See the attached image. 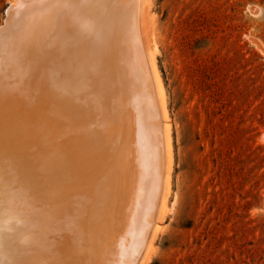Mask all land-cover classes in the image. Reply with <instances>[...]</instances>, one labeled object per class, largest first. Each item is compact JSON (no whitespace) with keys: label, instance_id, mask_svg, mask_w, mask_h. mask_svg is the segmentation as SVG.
<instances>
[{"label":"rangeland","instance_id":"1","mask_svg":"<svg viewBox=\"0 0 264 264\" xmlns=\"http://www.w3.org/2000/svg\"><path fill=\"white\" fill-rule=\"evenodd\" d=\"M80 1L51 0L43 8L34 9L35 2L34 7L26 8L24 11L30 7L29 11L34 10L0 34L4 35L0 37V65L4 64V69L11 67L14 58L26 62L23 65L29 67V73L24 79H29L23 83L26 93L32 95L28 84L32 70H50L56 65L58 69L54 70L58 71L57 64L62 67L61 58H65L62 61L72 65L86 60L89 70L101 71L107 60L97 45L101 46L103 37L113 31L121 38L123 51V35L128 34L140 57L134 68L147 75L146 90L156 110L151 108V124L159 122L153 127L158 144L163 143L162 124L169 129V176L160 216L158 211L153 216L158 229L147 264H264V0ZM14 2L0 0V26L5 21L6 8ZM37 47L43 49L41 53ZM148 54L153 57L161 84L166 119L154 77L151 79ZM57 57L59 62L55 61ZM44 60L48 64L44 65ZM15 128H2L0 145L21 172L22 181L32 178L29 184L34 194L42 195L52 174L37 171L40 168L35 165L40 164L27 161L36 154L35 148L26 138H16L20 130ZM26 161L29 165L24 168ZM57 225L59 222L54 225L56 231L61 227Z\"/></svg>","mask_w":264,"mask_h":264},{"label":"bare ground","instance_id":"2","mask_svg":"<svg viewBox=\"0 0 264 264\" xmlns=\"http://www.w3.org/2000/svg\"><path fill=\"white\" fill-rule=\"evenodd\" d=\"M50 1L15 0L6 8V28L11 24L12 27L18 19ZM30 5L34 9L29 11L30 7L24 11ZM128 6L130 4L126 7ZM137 11L138 14L139 9ZM142 15L141 12L140 16ZM82 17L84 18H79L83 19ZM40 21L42 23L41 19ZM45 25L44 29L47 27ZM20 30L22 29H18V32ZM46 30L48 31V27ZM98 30L101 32V29ZM111 33L113 34L103 37L108 43L104 44V41L101 46L97 45V50L104 53L101 55L107 60L101 71L89 70L86 60L83 63L79 61V64L76 59L77 64L72 65L61 58L64 64L62 67L57 64L58 71L54 70L58 69L56 65L51 69L49 67L50 70L46 68L38 71L37 68L34 74L32 70V80L28 82L33 89V93L29 92L32 95L26 93L23 83L29 73L26 62L13 57L14 64L11 67L4 69V64L0 65V132L3 127L14 129L17 126L16 131H20H17L16 138H26L35 148L36 154L27 161L40 164L35 165L40 168L37 171L47 170L52 174L46 192L42 195L34 194L33 186L29 184L32 178L22 181L21 172L15 169L13 159L6 148L0 145V264H147L150 259L152 242L158 229L153 216L155 211L160 216L165 183L169 176V129L167 124L160 123L163 125V143L158 144L153 127L159 122L156 120L158 123L154 121L156 124H151V108H155L152 107L146 90L147 75L141 70L136 72L139 69L134 68L140 58L137 47L132 45L130 36L125 33L123 36L126 48L122 51L121 38L116 32ZM0 43L2 45L1 41ZM70 45L73 46L72 43ZM40 48L37 47V50L41 53L43 49ZM77 48L80 50L79 46ZM47 51L50 55L49 48ZM34 53L32 55L36 56ZM22 55L24 56L21 54V57ZM58 57L55 59L57 62ZM146 58H149L147 63L151 66V79L154 77V85H157L165 118L161 84L153 57L149 55ZM41 64L43 69V63ZM46 64L48 62L44 65ZM149 70L147 71L150 72ZM162 120L165 121L160 119ZM27 161L24 168L29 165ZM57 171L60 173L54 176ZM58 222L61 227L57 225L60 229L57 228L56 231L54 225Z\"/></svg>","mask_w":264,"mask_h":264},{"label":"water","instance_id":"3","mask_svg":"<svg viewBox=\"0 0 264 264\" xmlns=\"http://www.w3.org/2000/svg\"><path fill=\"white\" fill-rule=\"evenodd\" d=\"M9 8V6L7 7V9ZM7 9H6V11H7ZM13 20H15V18H12ZM6 20H7V14H6V19H5V21H4V23L0 26V34L4 31V30H6L7 28H6ZM13 20H11V21H13ZM6 28V29H5Z\"/></svg>","mask_w":264,"mask_h":264}]
</instances>
